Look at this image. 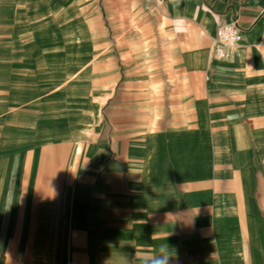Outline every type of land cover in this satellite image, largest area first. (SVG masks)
Returning <instances> with one entry per match:
<instances>
[{
    "label": "crops",
    "instance_id": "1",
    "mask_svg": "<svg viewBox=\"0 0 264 264\" xmlns=\"http://www.w3.org/2000/svg\"><path fill=\"white\" fill-rule=\"evenodd\" d=\"M74 1L0 0V264H144L166 244L169 264H264V0H158L151 54L181 93L149 116L108 97L100 118L63 31ZM235 21L239 57L214 59Z\"/></svg>",
    "mask_w": 264,
    "mask_h": 264
},
{
    "label": "rangeland",
    "instance_id": "2",
    "mask_svg": "<svg viewBox=\"0 0 264 264\" xmlns=\"http://www.w3.org/2000/svg\"><path fill=\"white\" fill-rule=\"evenodd\" d=\"M162 13L158 0H76L67 7L63 31L67 45L72 40L77 48L78 90L99 118L108 97L121 98L127 111L149 116L151 108L154 114L165 110L168 93H181V87L165 85L167 78H182L167 64L171 58L165 51L151 54L152 47L166 46L167 24L157 21ZM94 121L100 127L101 120Z\"/></svg>",
    "mask_w": 264,
    "mask_h": 264
},
{
    "label": "built area",
    "instance_id": "3",
    "mask_svg": "<svg viewBox=\"0 0 264 264\" xmlns=\"http://www.w3.org/2000/svg\"><path fill=\"white\" fill-rule=\"evenodd\" d=\"M243 33L237 22L218 26L212 37L211 56L218 60H234L239 57Z\"/></svg>",
    "mask_w": 264,
    "mask_h": 264
},
{
    "label": "clouds",
    "instance_id": "4",
    "mask_svg": "<svg viewBox=\"0 0 264 264\" xmlns=\"http://www.w3.org/2000/svg\"><path fill=\"white\" fill-rule=\"evenodd\" d=\"M168 249L169 246L167 244L162 245L159 251L151 259L146 260L144 264H169L171 256L168 255Z\"/></svg>",
    "mask_w": 264,
    "mask_h": 264
}]
</instances>
